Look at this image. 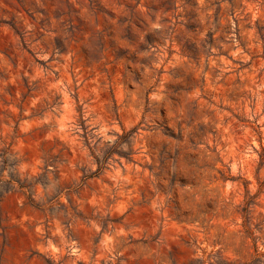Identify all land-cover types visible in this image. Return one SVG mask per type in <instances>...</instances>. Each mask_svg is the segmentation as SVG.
I'll return each instance as SVG.
<instances>
[{"label": "rangeland", "instance_id": "rangeland-1", "mask_svg": "<svg viewBox=\"0 0 264 264\" xmlns=\"http://www.w3.org/2000/svg\"><path fill=\"white\" fill-rule=\"evenodd\" d=\"M0 264H264V0H0Z\"/></svg>", "mask_w": 264, "mask_h": 264}]
</instances>
